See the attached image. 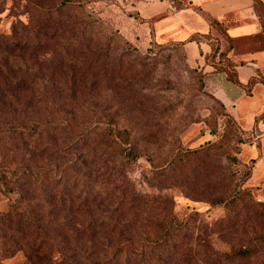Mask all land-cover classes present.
Returning <instances> with one entry per match:
<instances>
[{"label":"rangeland","instance_id":"rangeland-1","mask_svg":"<svg viewBox=\"0 0 264 264\" xmlns=\"http://www.w3.org/2000/svg\"><path fill=\"white\" fill-rule=\"evenodd\" d=\"M57 2L55 0L54 4ZM168 4L173 8L167 9ZM38 5L47 10L52 0H0V38L13 33L17 34L16 40L21 35L29 37L28 31L36 18ZM189 6L191 10L178 11L177 19H170L171 23L165 26L180 28L177 32L184 34L181 33L183 29L185 32L188 28L202 29L197 20H193L196 15L208 18L197 2L191 5L189 0H94L82 2L63 12L65 18L93 23L95 41L111 33L119 37H115L105 48L104 53H107L115 73L107 79L102 70L96 74L92 69L69 67L70 59L78 57V54L64 59L66 64L63 65L56 41L36 49L26 47L24 50V47L11 46L14 53L11 58H21L29 68L35 70L36 74L29 72V77L56 83V87L64 90L74 76L79 85L83 84L77 88L83 103L87 97L95 98L99 116L111 118L118 129L132 132L140 154L137 162L128 164L104 154L110 166L119 167V180L113 186L107 184L106 187L110 186L108 189H113L115 185L125 188L127 192L135 188L143 199L148 194L170 204L165 199H158L160 195L168 198L173 202V212L179 220L186 221L190 215L198 213L187 227L186 243H194L203 251L229 252L232 246H249L256 236H264V205H261L264 203V111H252L261 113L255 116L248 113L238 118L213 94L201 79L196 66L190 63L189 55L193 61L195 49L189 48L187 52L168 42L160 46L154 42H163L164 39L158 36L157 27H153L148 17L163 9L169 12ZM221 23L229 33L226 21ZM153 35L156 40L152 38ZM229 35L233 42L234 37ZM21 41L22 44L26 42L24 39ZM31 42L29 40L27 43ZM257 42L263 43L257 36L242 40L241 48H244L243 43H251L249 45L252 46ZM232 44L235 48L234 42ZM13 75L28 80V77L24 78L26 75L22 70ZM63 106L75 110L68 101ZM8 118V115H0V125ZM228 127L230 130L238 128L237 135L242 138L240 143L236 142L238 136L227 137L226 147L189 156L186 166L185 161H178L176 169L168 172L166 177L145 180L151 170L150 160L155 165H161L177 149H206L220 140ZM6 151L8 149L0 144V163ZM72 153L76 154L77 151ZM28 155L24 162L33 157ZM38 158L33 157V163L44 165L49 159L45 155L40 160ZM18 161H22L21 158ZM8 163H12L9 158ZM80 173L92 184L107 182V176L97 168L94 160H89ZM238 183L242 184L246 195L237 207L212 204V197L227 194ZM129 195H126V208L136 211L140 203L132 201ZM15 198L0 185L1 214L8 211L11 199ZM76 204L80 205V201H76ZM109 204L98 200L90 206L106 212L111 209ZM117 205L114 203L110 206L115 208ZM74 216H66L67 223H14L15 230L7 234L2 233L5 225L0 223V248H4L0 264H89L96 258L103 259L107 264H127L125 256L116 258L110 248L127 239L134 243L144 241L153 224L147 222L150 220L142 219L135 224L120 220L121 223L90 225L83 223V215ZM117 216L118 213L114 218ZM37 224H43L54 234L57 250L42 253L32 244L27 245L28 241L38 236L45 240L43 231L38 235L34 226ZM113 226L118 230H113ZM263 255L264 252L259 253L237 264H263ZM150 261L149 264H156L153 259Z\"/></svg>","mask_w":264,"mask_h":264},{"label":"trees","instance_id":"trees-1","mask_svg":"<svg viewBox=\"0 0 264 264\" xmlns=\"http://www.w3.org/2000/svg\"><path fill=\"white\" fill-rule=\"evenodd\" d=\"M57 1L54 4L55 0H52V5L47 10L40 5L36 6V18L28 31L29 37L21 35L16 40L17 34L13 33L9 37L4 36V39L0 38V115L10 117L0 125V144L8 149L0 163V185L8 194L16 196L15 199H11L8 211L0 213V223L5 225L2 233L7 234L11 233L12 229L15 230L14 223H67L66 216L79 214L85 217L83 223H90V225L91 223H121L120 220L135 224L142 219L153 223L144 241L142 239L134 243L127 239L110 248L113 249L112 253L116 258L125 256L127 264L135 262L149 264L151 259L156 264H237L264 252L263 235L256 236L249 246H232L229 252L203 251L198 245L185 241L187 227L198 213L190 215L186 221L179 220L174 215L173 202L171 203L168 198L160 195L158 199H165L171 205L156 200V196L152 198L148 194L144 195L143 199L141 193H138L135 188L127 192L125 188L121 189L122 187L117 185L111 190L108 189L110 186L106 187L107 184L113 186L118 182L117 168L119 167L110 166L109 159L106 160L104 154L115 156L128 164L137 162L140 157L132 132L127 129H118L111 118L99 116L95 98L87 97L83 103L77 89L83 84L79 85L74 76L64 90L60 86L56 87V83L40 81L35 76L29 77V72L36 74L35 70L29 68L21 58H11L14 54L10 49L11 46L24 47V50L27 49L26 47L36 49L56 41L61 53L60 58H63V65L66 64L64 59H70L78 54V57L70 59L69 67H77L79 70L92 69L96 74L102 70L105 79L114 73L113 64L109 63V57L104 52L107 45L118 36L111 33L102 40L100 36L95 41L93 23L64 17L63 12L68 9L77 7L82 2L94 0ZM255 4L259 10L260 23L264 28L263 3L261 0H256ZM208 22L211 32L204 36L211 40V52L205 56L206 64L211 65L216 72L227 73L228 78L238 86L251 90L257 81L251 79L247 85L239 81L235 66L243 62L235 61L230 56L234 47L227 28L218 20L208 19ZM44 37L47 41L43 39ZM199 37L195 35L184 41H171L167 44L185 49L186 44L199 41ZM23 39L26 41L24 44L21 43ZM29 40L32 42L27 43ZM154 42L161 45L157 41ZM81 57L84 60H80ZM195 68L205 82L204 67L196 66ZM21 70L26 75L24 78L28 77V80L25 81L23 77L17 78L13 75ZM66 101L73 104L75 110L64 108L63 104L65 105ZM230 127L220 140L211 143L206 149L189 151L177 149L161 165H155L154 161L150 160L151 170L149 177L145 176V180L166 177L168 172L176 169L178 161H185L186 166L189 156L226 147L227 137L238 136V128L230 130ZM241 141L242 138L238 136L236 142ZM73 151L77 153L73 154ZM81 153L83 156H80ZM28 154L33 157L39 156V160L43 155L49 159L44 162V165L33 163V157L24 162ZM8 158L12 160L11 164L8 163ZM18 158L22 161H18ZM89 160L96 162L97 168L107 176V182L95 185L80 173V169L86 167ZM127 193L130 194L132 201L140 203L136 211L126 208ZM245 195L246 190L241 183H238L227 194L212 197L210 201L214 206L235 208L239 202L244 201ZM98 200L111 203L109 204L111 209L103 212L99 207L90 206ZM76 201H80V205H77ZM114 203H118L115 208L110 206ZM92 210H94L93 214H91ZM117 213L118 216L114 218ZM34 226L38 230V235L41 231L44 232L45 240H41L38 236L28 241L27 245L32 244V247H36L37 251L42 253L52 249L57 250L54 234L43 224ZM113 230L118 229L113 226ZM3 250L4 248H0V256ZM42 264L45 263L42 262ZM89 264L107 263L103 259L96 258Z\"/></svg>","mask_w":264,"mask_h":264},{"label":"crops","instance_id":"crops-1","mask_svg":"<svg viewBox=\"0 0 264 264\" xmlns=\"http://www.w3.org/2000/svg\"><path fill=\"white\" fill-rule=\"evenodd\" d=\"M256 0H189L192 5L198 3L199 7L204 10L207 19L226 21L229 28V33L234 37L235 48L230 54L235 61H242L243 63L235 66L239 81L243 85H247L251 79L257 82L250 90L245 87L238 86L232 82L225 72L214 71L211 65L206 64L205 56L211 52V40L205 38L204 35L211 32V26L208 20L201 15H196L193 20L202 26V29L197 28L184 29L179 34L177 31L180 28H165L171 23L170 19H177L178 11H189V7L180 10H162L156 14L149 16V21L153 27H157V34L163 42H180L199 35V41H192L185 45V50L188 52L189 48L196 50L194 60L189 55V61L195 66L204 67L206 76L204 81L207 87L215 94L238 118L242 115L250 114L255 116L264 111V28L260 23L259 10L255 4ZM264 7V0H261ZM173 8L167 5L168 8ZM199 14V13H198ZM209 25H207L206 21ZM207 25V26H206ZM156 33V31H155ZM156 35V34H155ZM261 38L262 42L243 43L244 48H241L242 40H247L252 37ZM239 41V42H237ZM259 110L261 112H252ZM251 112V113H250Z\"/></svg>","mask_w":264,"mask_h":264}]
</instances>
